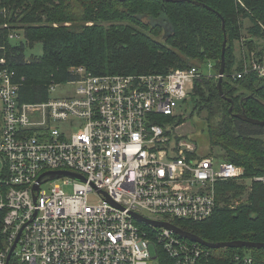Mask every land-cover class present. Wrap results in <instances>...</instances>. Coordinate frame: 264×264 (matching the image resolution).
Here are the masks:
<instances>
[{
	"label": "built area",
	"instance_id": "obj_1",
	"mask_svg": "<svg viewBox=\"0 0 264 264\" xmlns=\"http://www.w3.org/2000/svg\"><path fill=\"white\" fill-rule=\"evenodd\" d=\"M71 72L72 93L53 96L64 84L54 83L47 100L28 102L25 78L0 60V264H162V252L173 264L208 260L205 245L134 214L176 226L201 222L217 211L218 183L243 179V166L202 154L180 125L161 121L181 116L196 80L219 73L193 66L94 74L82 65ZM252 72L264 76V53L252 51L230 76ZM56 171L84 178H52Z\"/></svg>",
	"mask_w": 264,
	"mask_h": 264
},
{
	"label": "trees",
	"instance_id": "obj_2",
	"mask_svg": "<svg viewBox=\"0 0 264 264\" xmlns=\"http://www.w3.org/2000/svg\"><path fill=\"white\" fill-rule=\"evenodd\" d=\"M241 1L0 0V60L6 58L18 79L25 78L21 99L40 102L50 97L52 84L75 79L73 66H85L94 74H134L212 62L219 73L226 35L224 96L219 77L196 80L190 115L199 118L197 128L210 146L220 149L218 158L243 166L244 178L264 176V126L236 116L264 120V76H230L243 69L235 42L243 37L244 20H250L251 42L264 39V0ZM15 31L23 32V38L13 41ZM37 44L43 52L26 60L27 49ZM161 121L179 125L184 119L165 116ZM245 190L236 180L219 182L215 215L177 225L212 243L264 242V182H253L247 200L238 202ZM207 248L211 256L199 264H236L237 254H249L253 264H264V247ZM162 254V264H173ZM12 264L19 263L14 259Z\"/></svg>",
	"mask_w": 264,
	"mask_h": 264
},
{
	"label": "rangeland",
	"instance_id": "obj_3",
	"mask_svg": "<svg viewBox=\"0 0 264 264\" xmlns=\"http://www.w3.org/2000/svg\"><path fill=\"white\" fill-rule=\"evenodd\" d=\"M250 24V21L248 19L244 20V33H243V37L240 41H236L235 42V54H236V58L239 61V63H241V65H244L245 59L249 58L250 54L252 51L256 52V53H264L263 48H264V39H254L253 42L250 41V36L248 35L247 32V26ZM13 33H21L17 38H12L13 41H17L22 39V34L23 32L21 31H15ZM249 50H251V52L249 53ZM43 52V48L41 44H37L34 48H28L27 52H26V60H30L33 56V54H40ZM238 67V65L236 64L234 66V69ZM203 70L206 73L209 74H214V68H210L209 63L203 64L202 65ZM233 69V70H234ZM75 88L74 84H69V83H64L62 85H60L53 93V96H66L69 93H72L73 90ZM192 97H190L187 101H185V103L183 104L182 109L180 110L181 116H183L184 121L181 122L180 128L177 130L179 133H184L186 135H189V137H191L192 139H194L196 141V143L198 144L199 148H200V152L202 154H210V155H218L220 154V149L218 147H211L208 140H207V135L202 132L200 129L197 128V124L200 122L199 118L197 116L193 117L191 116L190 112L192 109V104L190 103ZM202 116H204V112L201 113ZM212 152V153H210ZM251 178H243V179H239L236 180L237 182H239L240 184H243L246 188L244 194L240 197L241 201H246L250 192V180ZM252 185V184H251ZM74 186L73 185H69L65 187V190L67 192H73L74 191ZM91 199H96L95 196H91Z\"/></svg>",
	"mask_w": 264,
	"mask_h": 264
},
{
	"label": "water",
	"instance_id": "obj_4",
	"mask_svg": "<svg viewBox=\"0 0 264 264\" xmlns=\"http://www.w3.org/2000/svg\"><path fill=\"white\" fill-rule=\"evenodd\" d=\"M223 27L225 29V24L224 23H223ZM226 47H227V38H226V35H225V40L223 42V52H222V59H221V67H220V70H219L220 77L218 79V88H219V92H220V94L222 96H224V91H223V80H224V77L223 76H224L225 67H226ZM230 100H231V102H233L232 99H230ZM230 111H232V107L230 108ZM236 116L241 118V119H244L246 121H249L251 123L259 124V125L264 126V120L251 118L248 115L242 114V113H237ZM49 174L52 175V178L60 177V176H64V175L78 177V178H81V179L84 178L81 175H78V174H75V173H72V172H69V171H56V172H50ZM35 188L38 189V186L36 185ZM134 215L138 219L146 221V222L151 223V224H154L156 226H166V227L174 230L176 233L180 234L181 236L189 238V239H192V240H194V241H196L198 243H201V244H203V245H205L207 247H210V248L264 247V242L245 241V240H234V241H227V242L212 243V242H208V241L202 239L201 237H199L198 235H196V234H194V233H192L190 231L184 230L183 228L178 227V226H176L174 224L163 222V221L151 220V219H148V218H146L144 216H141L139 214H134ZM17 241L14 244V246H13V248H12V250H11L9 256H8V261H10V259L12 257V254H13V251H14V249L16 247Z\"/></svg>",
	"mask_w": 264,
	"mask_h": 264
},
{
	"label": "bare ground",
	"instance_id": "obj_5",
	"mask_svg": "<svg viewBox=\"0 0 264 264\" xmlns=\"http://www.w3.org/2000/svg\"><path fill=\"white\" fill-rule=\"evenodd\" d=\"M1 9V8H0ZM235 72V71H234ZM217 73V72H216ZM233 73V72H232ZM219 75H220V73H219ZM227 74L226 73H224V76L223 77H227L226 76ZM220 77V76H219ZM244 178V177H243ZM210 219V218H209ZM231 248V247H230ZM213 249V248H212Z\"/></svg>",
	"mask_w": 264,
	"mask_h": 264
},
{
	"label": "crops",
	"instance_id": "obj_6",
	"mask_svg": "<svg viewBox=\"0 0 264 264\" xmlns=\"http://www.w3.org/2000/svg\"><path fill=\"white\" fill-rule=\"evenodd\" d=\"M248 19V18H247ZM249 20V19H248ZM250 21V20H249Z\"/></svg>",
	"mask_w": 264,
	"mask_h": 264
}]
</instances>
